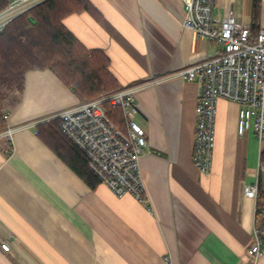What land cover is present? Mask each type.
<instances>
[{
	"label": "crops",
	"instance_id": "crops-1",
	"mask_svg": "<svg viewBox=\"0 0 264 264\" xmlns=\"http://www.w3.org/2000/svg\"><path fill=\"white\" fill-rule=\"evenodd\" d=\"M63 18L87 48L110 58L117 88L137 86L135 118L149 142L141 156L144 200L92 188L52 149L39 126L80 100L51 69H31L5 101L12 138L0 136V264H252L246 257L260 223L264 143L238 132V103L221 98L209 173L193 162L199 86L174 71L223 45L183 26L182 0H89ZM253 0H216L252 27ZM264 29V0L252 35ZM48 121V120H47ZM6 126V127H7ZM263 231V230H262ZM264 235V231H263ZM264 246V242H263ZM255 264H264V254Z\"/></svg>",
	"mask_w": 264,
	"mask_h": 264
},
{
	"label": "built area",
	"instance_id": "built-area-1",
	"mask_svg": "<svg viewBox=\"0 0 264 264\" xmlns=\"http://www.w3.org/2000/svg\"><path fill=\"white\" fill-rule=\"evenodd\" d=\"M44 0H11L0 12V32L20 14ZM185 16L183 26L199 36L217 41L222 50L204 59L182 66L172 73L183 79L195 81L198 86L195 106V138L193 162L203 173L212 167L216 139L218 102L226 98L238 103V132L245 134L253 128L261 144L264 143V29L255 36L251 27L241 23L232 10L219 13L216 0H182ZM137 86L119 87L112 92L79 101L58 113L32 121L24 126L59 119L64 135L87 158L93 174L117 196L132 194L144 200V183L140 159L148 150L149 142L144 128L135 116ZM114 107H120L125 117L123 130L110 117ZM18 126H7L0 136L12 138ZM264 171V164L259 163ZM244 193L257 197L259 179L244 185ZM1 246L10 249V243L0 236ZM264 236L260 225L253 228V242L246 257L255 264L264 254ZM165 264H173L166 255Z\"/></svg>",
	"mask_w": 264,
	"mask_h": 264
},
{
	"label": "trees",
	"instance_id": "trees-1",
	"mask_svg": "<svg viewBox=\"0 0 264 264\" xmlns=\"http://www.w3.org/2000/svg\"><path fill=\"white\" fill-rule=\"evenodd\" d=\"M10 1L0 0V12ZM90 6L89 0H44L17 16L0 32V130L7 126L5 101L14 91L23 90L28 70H53L80 101L116 90L115 77L109 70L110 58L101 49L87 48L63 23L68 14ZM261 6L262 0H253V29L257 28ZM59 125V119L39 123L48 134L52 149L95 188L100 180L89 169L85 154L64 135ZM257 216L264 231V191L260 184Z\"/></svg>",
	"mask_w": 264,
	"mask_h": 264
},
{
	"label": "rangeland",
	"instance_id": "rangeland-1",
	"mask_svg": "<svg viewBox=\"0 0 264 264\" xmlns=\"http://www.w3.org/2000/svg\"><path fill=\"white\" fill-rule=\"evenodd\" d=\"M114 88L117 89L116 85H114ZM96 96H93L91 98H94ZM91 98H88V99H91ZM109 115L116 122V124H118L123 130H125V117L120 107H114L113 111ZM45 135H46V138L48 139L49 138L48 134L45 133Z\"/></svg>",
	"mask_w": 264,
	"mask_h": 264
}]
</instances>
